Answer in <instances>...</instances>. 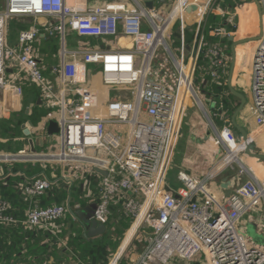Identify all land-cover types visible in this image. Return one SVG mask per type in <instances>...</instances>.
Returning <instances> with one entry per match:
<instances>
[{
    "label": "built area",
    "instance_id": "obj_1",
    "mask_svg": "<svg viewBox=\"0 0 264 264\" xmlns=\"http://www.w3.org/2000/svg\"><path fill=\"white\" fill-rule=\"evenodd\" d=\"M133 1L131 5L90 4L89 0L2 1L0 117L23 110L24 86L32 84L44 106L52 110L36 125L24 124L31 136L28 141L33 143L32 135L47 134L49 122L54 121L58 131L47 135L58 138L59 143L50 142L45 151L32 150L30 145L14 153H0V162L36 163L41 168L40 174L19 185L21 193L32 200L23 210V218L17 220L9 214V203L0 198V223L19 222L25 229L58 232L60 221L69 215L82 230L81 217L107 228L112 206L120 205L129 219L126 233L133 232L124 249L119 248L106 264H119L124 254L128 264H264V241L260 245L248 242L237 227L245 215L264 204V181L248 163L263 159L246 152L249 147L252 153H259L251 149L253 142L264 145V0H258L259 38H246L253 41L250 94L254 128L245 136L236 135L230 117L222 111L221 97L208 102L222 123H210L196 79L202 70L220 85L226 65L223 45L205 38L208 17L222 18L209 25L210 36L234 41L239 30L237 17L246 15V5L235 3L230 8L227 0H173L164 9L154 2L147 8L142 0ZM189 15L193 27L192 39L187 41ZM25 19L31 25L18 29L11 42V21ZM174 26L177 46L173 48L170 33ZM69 32L80 37L122 35L130 38V45L68 49L65 37ZM55 34L61 47L53 81L43 73L35 43ZM159 46L167 55L154 68L152 60ZM91 64L99 65L104 89L117 91L112 98L102 99L103 92L92 83ZM190 103L194 108L191 127L212 128L196 146L207 159L186 157L187 163L176 169L173 185L168 174ZM224 171L230 173L223 179L230 191L220 198L210 186ZM59 185L67 189L80 186L83 204L70 205L68 197L41 205L40 197ZM259 226L264 234L263 220ZM59 239L68 247L67 240ZM129 247L135 257L124 253Z\"/></svg>",
    "mask_w": 264,
    "mask_h": 264
},
{
    "label": "crops",
    "instance_id": "obj_2",
    "mask_svg": "<svg viewBox=\"0 0 264 264\" xmlns=\"http://www.w3.org/2000/svg\"><path fill=\"white\" fill-rule=\"evenodd\" d=\"M101 2H105V3L120 2V3L129 4V5L134 3L133 0H89L90 4H94V3L103 4ZM172 2H173V0H155L154 5L155 6H157V5L162 6L164 9H169L172 5ZM235 3L245 4L246 5V9H245L246 15H244V16H246L245 17L246 20L249 21L250 24H252L251 15L253 13L257 17V22L259 25L258 10H257L256 4L254 3L253 0H237V2H235ZM1 5L2 4L0 3V6ZM215 16L218 17V21H216V23H219L222 18L218 15H215ZM189 20H190L189 23L192 25V22H193L192 15H189L188 21ZM24 21H27V20L25 19V20L19 21V22L21 23ZM237 21L240 22V17H237ZM21 24H24L26 27H29L31 25V22L29 24L25 23V22L21 23ZM240 25L241 24H239V30L237 31V33L240 31V28H241ZM174 28H175V26L172 28L171 33H170V35H171L170 39L172 41L171 43H172L173 48L177 46V42L175 41L176 36L174 37V32H175ZM191 32L192 31H190V33ZM239 34H241V31ZM67 35L68 36L65 37V46L68 49H77V48H80V47H83L86 45L89 46L90 48H97V49H107L109 47H111V48H114V47L115 48H124V47H127L130 45V38L122 36V35L118 36L117 38H113V37L103 38V37H94V36H92V37H80L77 34H75L74 32H69ZM236 37L237 36L234 37V39H235L234 41L246 39L249 36L247 35L246 37H244V36L243 37H237V38ZM212 39L213 40L211 42L218 41L223 45V47L225 49V54H226V65H225L224 73H223L222 78H221L222 84L219 85L220 86V94L218 95V97L222 98V104L223 105L225 102H227L226 104L229 105V107H227L229 109V111L226 112L224 107H223L222 111L224 113L226 112L228 114V116L230 117V121H231L232 114L237 109L238 105L240 104L239 97L234 95L229 88L228 81H230V86L235 91L241 93L245 98V103H244L243 107L235 116V122L240 127H242L245 131H249V130L254 128V121H253V117H252L251 94H250V85H251L250 62H251V60H250V58L248 59V56L250 57V51H251V48L253 46V41L247 40V42L237 44L233 48L234 49V59H233L231 47H232V44L234 41L232 39H230V38L229 39H221V38L213 37V36H212ZM35 47H36L37 52L40 56L41 65L43 67V73L45 74V76L47 78H49V80L54 81L55 75L52 72V70H53V67H55L58 63V52H59V49L61 47V41H60L58 35L55 34L52 36L40 37L39 40L35 43ZM204 61H203V63H204ZM99 70H100L99 65H97V64H91L90 65L91 81L93 84L96 85V87L101 92H103L102 99H105L106 97H109V95H108V92L104 89V86L100 82ZM201 71L202 70H200L199 72L201 73ZM238 73H239L240 77H237ZM37 91H38V89H37ZM200 93H201V96L203 97V99L206 101L205 103L208 104V105L207 104L205 105V110H206L205 113H206V116L211 120V122H210V120H209V122L214 124L215 126H219L222 123V120H221L218 113L216 115H214V113L216 112V108L214 107L213 104H210L208 102L210 99L205 92H203L200 89ZM33 98H34V96L32 97V100L30 101V103L27 105L26 108L22 106L23 110L25 109L26 112H28L31 108H33L36 105L44 106L42 100L40 99L39 91L35 97V100H33ZM224 100H225V102H224ZM44 107H45V109H48V113L51 112V110H52L51 108H48L46 106H44ZM193 111H194L193 105H192V103H190V107L188 108L187 113L184 117L185 121H183V124H182V127H183L182 135L179 139L178 146H177V149L179 150V153L177 151L178 155H176L177 156V158H176L177 162H176L175 166H177V167H179V165H182L183 163L186 164L188 161V159H186V157H188L190 155H193L192 159L194 158V160H197V161H201V160L206 161V159H207L205 157V155H203L199 149H196V146L201 144V139L203 137H205L206 135H208L209 133L212 132V128H211V126H208V125L207 126H198V127L192 128L191 127V119H192V116L194 114ZM48 113H46L44 116H42L39 119V121L42 120ZM14 114H18V113H14ZM9 115H7V116H9ZM28 123H29V120L25 121L24 124L29 125ZM24 124L21 125V128L23 130H24V128H23ZM231 124H232V122H231ZM232 126H233V124H232ZM233 129L235 130V133L237 135H242L236 127L233 126ZM24 135L25 136H23V137L25 138V142H24L23 146L20 147L19 149L27 148L28 146L31 145L28 141V138L31 136L28 134H25V133H24ZM32 137L34 140L32 147L36 151H45L47 149V147L51 144L50 143L51 137H49L47 134H45L44 136H37V137L32 135ZM37 138H39V139H37ZM40 139H42V142ZM35 141H37V143ZM9 165H11V163H9ZM23 166L24 167L27 166L26 168H29V169H35L37 166L40 168V166L36 163H31V164L30 163H23ZM46 173L47 174L49 173L48 169H47ZM229 174H230L229 171H224V173L219 178H217L214 183L211 184L210 189L217 197L221 198V197L226 196L229 193L230 188L226 186V182L225 183L223 182V179L225 180V176H229ZM31 177L32 176H27V175L25 176L24 175V178L26 180H29ZM93 183H94V181H93ZM61 187H64V185H61ZM80 202L81 201H79V203ZM73 204H75V202ZM82 204H83V202H82ZM115 209L118 213H120L121 215L124 216L120 205L116 206ZM111 220L115 221L112 217V214H111ZM262 220L264 222V219H262ZM68 222H69V224L66 227L65 232L61 238L67 240L68 241L67 244L69 246L70 241L75 236V234L81 229V226H80V223L78 221H73L72 219H69ZM23 229H24V227H23ZM68 233L69 234L71 233V234H70V237L68 239H66ZM130 234L131 233L128 234V237L130 236ZM61 243L65 244L64 241L62 242V240H60V239H58V241L55 242L54 248L52 249L50 254L47 256V258L43 264H66V262L64 261L65 260L64 256L66 254L65 252H66L68 247H66L67 245L60 247ZM126 244H127V242H126ZM124 246H125V243H124ZM124 246H122V247H124ZM121 248H120V250H121Z\"/></svg>",
    "mask_w": 264,
    "mask_h": 264
},
{
    "label": "trees",
    "instance_id": "obj_3",
    "mask_svg": "<svg viewBox=\"0 0 264 264\" xmlns=\"http://www.w3.org/2000/svg\"><path fill=\"white\" fill-rule=\"evenodd\" d=\"M237 0H227L230 8L233 7ZM218 21V17L210 15L205 26L206 40L211 42L212 36L208 34L209 25H213ZM18 29L26 26L17 23ZM17 29V30H18ZM186 40L190 41L192 33L186 32ZM201 79L203 81L201 82ZM196 84L207 94L209 98H215L220 94V86L212 82L210 76L204 71L198 72ZM32 92L35 100L38 91L32 84L24 86L23 95ZM27 105L25 106V108ZM48 113V109L44 106L36 105L28 112L24 110L19 114L12 115L5 118H0V123L5 124L6 138L8 141L16 136H25L21 125L29 120L33 125H36L39 119ZM17 117V118H14ZM10 150L14 149L9 147ZM31 164V163H30ZM27 167V166H26ZM23 166L21 162H14L11 165L0 162V198L6 200L10 207L8 213L17 220L23 218V210L31 204V199L25 197L19 188L21 183L27 181L26 176H36L40 174L41 169L37 166L35 169H29ZM83 191L80 186L73 185L68 190L66 186H54L40 197L41 205H48L51 203L62 202L69 197V203L82 202L81 196ZM116 206L111 209L112 217L115 221H111L105 232L93 237H86L84 230L80 229L69 243L64 256L66 264H106L108 248L114 247L117 241L114 239V232L122 233L129 226V219L116 211ZM71 219L68 215L65 219L60 221V231H46L39 228L23 229L21 223L1 224L0 223V264H43L47 256L50 254L55 246V242L65 232L68 226V220ZM113 227V228H112ZM71 234V233H70ZM68 233L66 239L70 237ZM64 244H60V247ZM119 264H128L125 260L120 261Z\"/></svg>",
    "mask_w": 264,
    "mask_h": 264
},
{
    "label": "rangeland",
    "instance_id": "obj_4",
    "mask_svg": "<svg viewBox=\"0 0 264 264\" xmlns=\"http://www.w3.org/2000/svg\"><path fill=\"white\" fill-rule=\"evenodd\" d=\"M0 3L2 4V0H0ZM101 3H105V2H101ZM94 4H97V3H94ZM166 12L167 11H165L163 14H165ZM244 15L245 14L240 16V22H239V24H241L240 25L241 26V28H240L241 34H239L240 33V31H239L235 36L246 37L248 35L251 37H256V35H258V32H259V25L257 22V17L255 16V14L252 13V15H251L252 24H250L249 21L246 20V18H245L246 16H244ZM14 21H16V20L11 21V23H10V40H11V42H13L15 40L16 34H17V29H18V25H16V23ZM24 22L28 23V24L30 23L29 21H24ZM24 22H21V23H24ZM189 22H190V20L188 21V25H187L188 28L185 29L186 30L185 32L191 31V29L193 27ZM17 23H20V22L17 21ZM174 31H175V28H174ZM67 36L68 35H66V37ZM175 36H176V34H175ZM155 54L156 55L152 60V67H154V68H156L158 66V63L162 60L163 57H165L167 55V53L164 51L162 46H159V47H157ZM249 58L250 57L248 56V59ZM237 77H240L239 73L237 74ZM107 88H110V87H105V89H107ZM109 90L110 91H108V95H109V97L112 98L113 95L117 93V91L112 90V89H109ZM119 94L121 95V93H119ZM122 94L127 95L128 92H123ZM32 97H33L32 92H28L27 94L23 95L22 100H21L22 106L25 107L26 105H28L30 103V101L32 100ZM224 102H225V100H224ZM226 103L227 102H225L224 105L222 104V106L224 107L226 112H228L229 109L227 107H229V105H227ZM206 104L207 103H205V105ZM226 112H225V115L227 116L228 114ZM18 114H19V112H18ZM1 115H6L4 117H0V118H4V120H5V117L7 119L8 117L15 115V114L13 113V114H10L9 116H7V113H6V114H1ZM14 118H17V117H14ZM182 129H183V127H182ZM6 133L7 132L5 130L4 122L0 123V153H14V152L21 150L19 148L23 146V144L25 142V138L23 136H16L12 139V141L9 142L8 139L6 138ZM50 141H51V143H54L55 145H58V143H59V139L56 137H51ZM9 147H12L14 149V151L10 150ZM251 149L254 152L264 153V145L260 144V146H258L255 144V142H253L251 144ZM177 151L179 153V150L176 148L173 166L171 167L169 174H168V181L170 183H172L173 185L176 183L175 173H176L177 166H175V165L177 162V159H176L177 158L176 155H178ZM4 163L9 164L8 162H4ZM23 163H27V162H23ZM248 163L251 166L253 172L259 178H261L262 181H264V159L263 160L250 159V161L248 160ZM84 212H85V209L81 210V214L82 213L84 214ZM81 218H84V217H81ZM262 219H264V204H263V202L261 204V207L258 210L251 211L250 213L245 215L241 219V221L238 223L237 227H238L239 231L242 234H244V236L248 242H252L253 244L260 245L264 241L263 229H261L259 226V221ZM126 232H127V229L122 233V235L119 234L118 231L114 232V234H113L115 237L114 239L117 241V243L114 247L108 248V250H109V252L107 253V259L108 260L110 257H112L116 254V252L119 250V248L124 246V243L126 245V242L129 241L130 238H128V240H127V237H128V234L130 233V231L128 233H126ZM124 247H122V249H124ZM129 251H130V247L126 248V250H124V253H128L132 257H135V254H132V251H130V252ZM124 255L120 258V260L121 261L125 260L128 263L129 259L126 258Z\"/></svg>",
    "mask_w": 264,
    "mask_h": 264
},
{
    "label": "water",
    "instance_id": "obj_5",
    "mask_svg": "<svg viewBox=\"0 0 264 264\" xmlns=\"http://www.w3.org/2000/svg\"><path fill=\"white\" fill-rule=\"evenodd\" d=\"M145 4V6L147 8H151L153 6V2L154 0H142ZM254 3L256 4V7H257V10H258V15H259V26L261 27V11H260V5L258 3V0H253ZM192 9L195 8V6H192L191 7ZM187 10L189 11L190 8H187ZM259 38V35L254 37L253 40H258ZM243 42H247V39H242V40H239V41H234L233 44H232V47H231V50H232V57L234 59V47L237 45V44H240V43H243ZM232 68V67H231ZM228 85H229V88L231 90V92L238 96L239 99H240V104L238 105L237 109L234 111V113L232 114V118H231V122L233 124L234 127H236L238 129V131L242 134V136H245L246 135V131L240 127L236 122H235V116L236 114L241 110V108L243 107L244 103H245V98L244 96L235 91L231 86H230V81H228ZM29 125H32L31 121H29L28 123ZM58 131V127H57V124L56 122L54 121H50L48 126H47V129H46V132L47 134H52V133H56ZM23 132L25 134H28L29 131L27 128H24ZM37 143V141H35ZM42 142V140H41ZM29 143L31 145H33L32 143V140L29 141ZM32 150H34L33 147H31ZM246 152L249 156L251 157H255L257 159H264V154H260V153H252L249 149V147L246 148ZM99 171V170H98ZM101 173L105 174L103 171H100ZM81 224H82V228L84 230V235L86 237H93V236H96V235H100L101 233L105 232L106 230V226L104 224H98L96 221L92 220V221H88L86 219H81Z\"/></svg>",
    "mask_w": 264,
    "mask_h": 264
},
{
    "label": "bare ground",
    "instance_id": "obj_6",
    "mask_svg": "<svg viewBox=\"0 0 264 264\" xmlns=\"http://www.w3.org/2000/svg\"><path fill=\"white\" fill-rule=\"evenodd\" d=\"M254 136H255V135H254ZM254 136H253V137H254ZM255 137H256L257 139L259 138L257 135H256ZM132 232H133V230H131V231H130V233H131V234H130V236H129V237H127V240H128V238H130V237H131V235H132ZM121 250H122V248H121Z\"/></svg>",
    "mask_w": 264,
    "mask_h": 264
}]
</instances>
